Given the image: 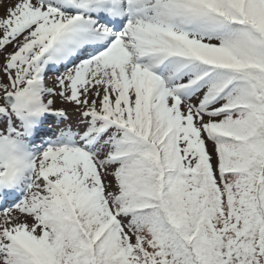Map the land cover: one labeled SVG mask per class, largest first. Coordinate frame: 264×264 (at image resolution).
I'll return each instance as SVG.
<instances>
[{"label": "snow or ice", "instance_id": "snow-or-ice-1", "mask_svg": "<svg viewBox=\"0 0 264 264\" xmlns=\"http://www.w3.org/2000/svg\"><path fill=\"white\" fill-rule=\"evenodd\" d=\"M0 264H264V0H0Z\"/></svg>", "mask_w": 264, "mask_h": 264}]
</instances>
